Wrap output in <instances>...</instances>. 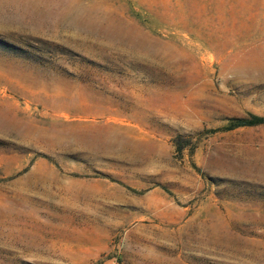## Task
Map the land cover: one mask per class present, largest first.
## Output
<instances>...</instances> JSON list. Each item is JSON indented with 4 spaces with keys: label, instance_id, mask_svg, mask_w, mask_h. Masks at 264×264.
I'll return each instance as SVG.
<instances>
[{
    "label": "rangeland",
    "instance_id": "374dc122",
    "mask_svg": "<svg viewBox=\"0 0 264 264\" xmlns=\"http://www.w3.org/2000/svg\"><path fill=\"white\" fill-rule=\"evenodd\" d=\"M264 0H0V264H264Z\"/></svg>",
    "mask_w": 264,
    "mask_h": 264
},
{
    "label": "trees",
    "instance_id": "16d2710c",
    "mask_svg": "<svg viewBox=\"0 0 264 264\" xmlns=\"http://www.w3.org/2000/svg\"><path fill=\"white\" fill-rule=\"evenodd\" d=\"M264 123V116L252 115L249 118H232L224 127L225 130H232L237 127L254 126Z\"/></svg>",
    "mask_w": 264,
    "mask_h": 264
}]
</instances>
